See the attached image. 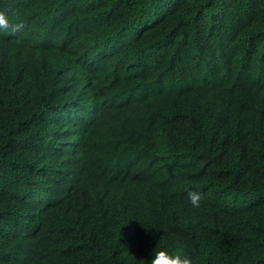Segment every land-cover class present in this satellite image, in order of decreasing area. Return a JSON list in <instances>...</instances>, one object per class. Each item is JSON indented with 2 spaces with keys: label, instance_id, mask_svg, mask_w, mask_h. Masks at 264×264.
Here are the masks:
<instances>
[{
  "label": "trees",
  "instance_id": "16d2710c",
  "mask_svg": "<svg viewBox=\"0 0 264 264\" xmlns=\"http://www.w3.org/2000/svg\"><path fill=\"white\" fill-rule=\"evenodd\" d=\"M5 8L0 264H264V0Z\"/></svg>",
  "mask_w": 264,
  "mask_h": 264
},
{
  "label": "clouds",
  "instance_id": "9594fccd",
  "mask_svg": "<svg viewBox=\"0 0 264 264\" xmlns=\"http://www.w3.org/2000/svg\"><path fill=\"white\" fill-rule=\"evenodd\" d=\"M13 13L10 9H0V30L19 28L22 24L13 25L10 17ZM188 200L193 209H197L202 201V197L197 191L188 192ZM150 264H187L186 258L179 250H169L167 248H154L151 254Z\"/></svg>",
  "mask_w": 264,
  "mask_h": 264
}]
</instances>
